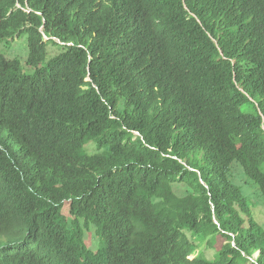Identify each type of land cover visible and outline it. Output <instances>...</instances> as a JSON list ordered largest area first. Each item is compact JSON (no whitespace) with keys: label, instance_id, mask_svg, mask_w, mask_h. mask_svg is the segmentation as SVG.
Listing matches in <instances>:
<instances>
[{"label":"trees","instance_id":"trees-1","mask_svg":"<svg viewBox=\"0 0 264 264\" xmlns=\"http://www.w3.org/2000/svg\"><path fill=\"white\" fill-rule=\"evenodd\" d=\"M15 38L0 264H264V0H0Z\"/></svg>","mask_w":264,"mask_h":264},{"label":"rangeland","instance_id":"rangeland-1","mask_svg":"<svg viewBox=\"0 0 264 264\" xmlns=\"http://www.w3.org/2000/svg\"><path fill=\"white\" fill-rule=\"evenodd\" d=\"M0 51L6 55V57L9 60H13L15 58L22 59L24 57H28V46L25 38H15L12 40H9L8 43L3 42V45L0 46ZM90 147V146H89ZM88 147V148H89ZM93 146L91 145V148ZM262 218V215H261ZM200 254H206L208 256H213V253L209 250L206 249V245H203L200 247L198 251H196L193 256L191 257L192 259L196 258Z\"/></svg>","mask_w":264,"mask_h":264},{"label":"clouds","instance_id":"clouds-1","mask_svg":"<svg viewBox=\"0 0 264 264\" xmlns=\"http://www.w3.org/2000/svg\"><path fill=\"white\" fill-rule=\"evenodd\" d=\"M3 239V237H0V240H2Z\"/></svg>","mask_w":264,"mask_h":264}]
</instances>
